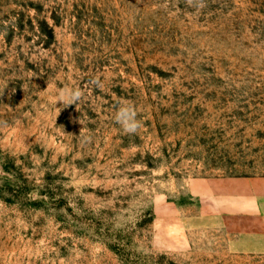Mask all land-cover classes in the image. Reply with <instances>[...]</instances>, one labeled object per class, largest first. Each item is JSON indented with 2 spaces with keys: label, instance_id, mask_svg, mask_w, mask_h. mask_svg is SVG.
Wrapping results in <instances>:
<instances>
[{
  "label": "rangeland",
  "instance_id": "obj_1",
  "mask_svg": "<svg viewBox=\"0 0 264 264\" xmlns=\"http://www.w3.org/2000/svg\"><path fill=\"white\" fill-rule=\"evenodd\" d=\"M228 175H264V0H0V264H264L194 191Z\"/></svg>",
  "mask_w": 264,
  "mask_h": 264
},
{
  "label": "crops",
  "instance_id": "obj_2",
  "mask_svg": "<svg viewBox=\"0 0 264 264\" xmlns=\"http://www.w3.org/2000/svg\"><path fill=\"white\" fill-rule=\"evenodd\" d=\"M194 191L211 202L213 213L227 216L238 235L264 250V175L206 178Z\"/></svg>",
  "mask_w": 264,
  "mask_h": 264
},
{
  "label": "clouds",
  "instance_id": "obj_3",
  "mask_svg": "<svg viewBox=\"0 0 264 264\" xmlns=\"http://www.w3.org/2000/svg\"><path fill=\"white\" fill-rule=\"evenodd\" d=\"M81 96L82 92L79 88L62 89L59 93L58 102L69 106L79 101ZM115 120L126 134H136L141 127L136 110L131 105H121L116 111Z\"/></svg>",
  "mask_w": 264,
  "mask_h": 264
}]
</instances>
